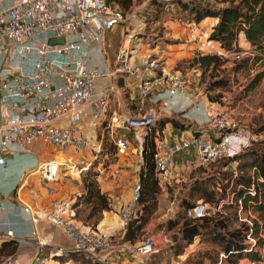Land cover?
I'll return each instance as SVG.
<instances>
[{
    "label": "built area",
    "instance_id": "2783aa9c",
    "mask_svg": "<svg viewBox=\"0 0 264 264\" xmlns=\"http://www.w3.org/2000/svg\"><path fill=\"white\" fill-rule=\"evenodd\" d=\"M125 19L108 0H13L6 5L5 0H0V149L14 145L28 150L40 144L55 147L63 154L87 151L95 162L101 157L106 131L117 146L118 157L128 155L133 143L126 133L118 135V129L131 131L140 149L137 171L130 179L122 166L111 169L109 178L115 188L131 187L126 201L120 195L110 199V211H115L122 221V226L111 233L79 224L71 203L58 197L66 185L63 175L66 162L58 158L41 161L28 171L18 191L31 176L37 175L45 191L56 197L49 209L34 211L24 202L25 210L31 213L34 224L45 220L59 226L71 241L70 248L53 251L51 258L76 253L98 263L114 264L118 250L123 249L130 257L143 262L160 251L161 243L169 241L164 231L158 235L147 234L137 245L126 248L115 239L118 231H125L142 213L139 203L140 171L144 161L142 146L145 135L161 117L158 109L147 105L148 101L156 93L174 97L185 94L190 87L182 71L167 69L148 54L138 67L149 74L136 77L138 114L119 113L106 118L111 96L118 87L117 75L130 71L128 66L134 55L128 47L120 49L115 68L99 55L105 53L103 44L107 32ZM180 23L189 38L197 40L198 23L190 19ZM127 37L130 40L132 35ZM52 38H64V43L52 45L49 43ZM237 58L240 55H236ZM106 119L104 128L102 124ZM207 128L217 131L215 139L203 135ZM207 128L184 129L176 143H171L165 131L156 130L154 158L160 195L167 194L176 180L173 168L179 153L193 148L202 164L233 156L253 140L247 127L220 110L210 111ZM4 161L5 158L0 157V163ZM237 164L236 161L231 164L234 172H237ZM76 166L72 164L78 169ZM251 191L254 194V188ZM6 209V198L0 193V217L5 215ZM209 210L208 205L200 201L187 215L199 218L210 214ZM13 235V230H8L5 239ZM33 236L40 246L33 250L27 264H48L50 256L46 255L37 230ZM249 241L248 251H252L256 241ZM19 243V250L0 264H18L23 252L29 247L32 250V244L26 240L20 239ZM249 264H264V254L259 259L249 260Z\"/></svg>",
    "mask_w": 264,
    "mask_h": 264
},
{
    "label": "trees",
    "instance_id": "16d2710c",
    "mask_svg": "<svg viewBox=\"0 0 264 264\" xmlns=\"http://www.w3.org/2000/svg\"><path fill=\"white\" fill-rule=\"evenodd\" d=\"M140 1L108 0L110 6L120 11L125 17ZM151 1L158 2V0ZM175 2L180 11L187 14L186 19L198 24L207 17L218 19L209 39L219 42L224 50L240 55L243 52V49L239 47L242 34L250 44L251 51L247 56L233 59L232 67L223 69L229 76L225 75L209 82L206 91L208 100L216 103L222 102V92L216 95L212 93L218 89L230 88V74L232 73L236 75L241 71L250 72L252 70V79L246 87V94L258 88L264 80V0H175ZM228 61H230L229 58L213 53H197L189 59L190 66L198 67L203 75L210 72L213 77L216 76L215 72L220 70V67ZM169 122L181 128L190 126L175 118H164L158 120L153 130L145 135L142 146L144 161L140 171L139 203L142 206V213L128 224L124 232L116 235V237H122L120 238L121 242L135 244L138 240H142L145 225L157 209L159 185L154 158L155 132L157 129L163 131ZM106 126L107 119L102 124V127L105 128ZM123 133L128 135L132 132L124 131ZM255 133L258 138L253 139L242 151L233 156L211 161L213 163L219 162L224 166V171L219 169V175L214 173L208 178L198 179L194 183L190 193L193 200L184 201L183 214L168 223L170 230L175 227L179 228L180 237L175 239L178 243V249L181 243L189 245L194 242L196 237H200L202 241L216 248L215 252H212L213 250L205 252L208 254L206 257L212 258L211 256H213L215 262L221 259L222 262L228 264H238L246 257L259 258V252L256 251V248L248 251L247 242L251 238L258 239L260 242L263 241L261 235L264 233V136L261 134L264 133V124H261ZM107 145L106 142L101 155L110 153L118 159L116 144L113 150ZM233 161L238 163L237 172L232 169ZM98 177L97 173L88 171L83 178L84 193L78 197L75 203L71 204L76 212L75 219L79 218L83 222L93 223L92 228H97L104 212L110 210V197L101 191ZM252 188H254V194L251 191ZM228 192L234 195V199L232 202L225 203L224 208L230 209L232 215L207 214L199 218H191L187 215L188 210L200 201L207 205H220L226 200ZM83 210L86 211L84 218L80 216ZM248 210H252L255 214L250 224L239 220V212H248ZM257 245L256 242L255 247ZM17 248V239H5L0 244V260L13 255ZM177 251L180 252V250ZM88 262L99 264L89 259Z\"/></svg>",
    "mask_w": 264,
    "mask_h": 264
},
{
    "label": "rangeland",
    "instance_id": "374dc122",
    "mask_svg": "<svg viewBox=\"0 0 264 264\" xmlns=\"http://www.w3.org/2000/svg\"><path fill=\"white\" fill-rule=\"evenodd\" d=\"M186 16V13L180 11V8L176 4L175 0H158V2H152L151 0H141L140 2L135 4L132 11L127 14L126 19L122 23H120L112 31L107 32L105 43L103 44L105 53L103 54V56L99 55V57L100 59L110 60L112 62V67L115 68L116 63L114 62L117 61L116 59L118 52L120 51V49L128 47L133 52V55L135 57L132 61V66L138 67L141 64L140 62L142 61L143 57L145 58L146 55L151 53L152 55H155L154 57H159L162 62L167 61V64L169 66V68L167 69H178L182 71V73L190 82V88L197 90V92L199 91L203 94H206L209 82L224 77L225 75L229 76V74H226L223 69L231 68L233 65V59H236V55L238 54L236 52H229L224 50L223 48H221L219 42L209 39V36L213 31V27L216 24L212 26L211 24L206 25L202 22L201 24L199 23V30L197 32L199 33V37L197 38V40L192 41L189 38L188 31L180 23L181 20L186 19ZM170 20L174 21L180 29V32L178 31L177 35H173V28L169 26ZM208 21L212 23V19ZM127 35H132V38H130L129 40ZM187 39H190V41H192L191 43L196 44L193 47V52H195L187 57H175L174 52L176 51V47H178V44L185 43V40ZM197 47L203 50L196 51ZM239 47L243 49L240 57L247 56L251 51V48L245 50L240 46V44ZM199 51H204L203 54H219L224 56L225 58H229L230 61L222 65L220 67V70L215 72V77H213L210 72H207L205 75H203V72L198 67L190 66L189 62V59H191L197 53H202ZM32 56L33 55L31 54L30 58H32ZM26 63L30 64L29 62ZM140 69L143 68L141 67ZM230 76V88L218 89L212 94L216 95L217 93L222 92V102H217V104H219L218 106L220 107L219 110L228 113L240 125L247 127L252 132L253 139H257L258 136L255 133V130L261 124H264V80L261 82L258 88L254 89V91L251 90L246 94V87L249 85L252 79V70L250 72L241 71L236 75L232 73L230 74ZM119 84L121 86L127 87L125 98H129L131 93L135 91L137 92L136 78L134 80L128 81L126 78L121 77L119 78ZM135 94L137 95V93ZM129 101L130 102L127 104V108L133 110L135 106H133L131 100ZM161 119L164 118L161 116L159 120ZM102 129L103 128L100 129L101 132ZM124 131V129H118L117 134H121ZM206 133L207 137H210L212 139H215V137L217 136V134H215L214 131L209 130V128L206 129ZM128 135L131 138L133 147L128 155L121 156L119 166H123L124 169H132L131 166H127V163H123V160L127 161L130 158L131 161H135V168L137 169L140 150L139 145L136 143L133 133H128ZM261 135L264 136V133H262ZM103 136L104 144L107 142V147H110L113 150L115 144L113 138L111 137V134H107L106 131ZM37 145H35L36 147L33 145V147L28 150L35 149L36 153H41L42 151H44L45 155L48 158L44 161L52 160L54 158L66 160L67 163L64 166L63 172L65 174L67 172L71 175L75 174V179H77L78 182L82 181V184L83 178L85 177L86 173H88V171L97 173L98 176H101L100 179H103L104 176L110 175L111 169L115 167V161H118L119 159H117L115 155L109 153L108 155H101L99 161L94 162L92 160L91 154L87 151H72L70 154H63L59 152L55 147L40 144L38 146ZM72 164H77L76 167H78V169L73 168ZM219 169H221L222 171L225 170L224 166H222L219 162L213 163L211 161H206L204 162V164L200 163L197 165H195L194 163L192 164V167L190 169L181 172L180 178L177 181H174L167 194H158L157 209L145 225L143 235H158L162 231H164L167 234L169 241H167L166 243H161L160 251L149 260H145L142 262L140 261V259H135L134 257H130L128 255L129 262H126V264H228L222 262L221 259L215 262L213 256H211L212 258L208 256L206 257V255L208 254H205V252H207L208 250H213L212 252H215L216 248L213 245L202 241L200 237H196L194 242L189 245H187L186 243H181L180 248L178 249V243L175 241V239L176 237H180L179 228L175 227L171 230L168 229L169 221L176 219L183 214L184 201L193 200L190 196V193L192 187L194 186V183L198 179H206L214 173L219 175ZM78 170H81V173ZM127 188H129V186ZM233 199L234 195L231 192H228L226 200H224V202H221L220 205L215 206L208 204L210 215H232V211L228 208H224V205L227 202H232ZM106 211L109 212L106 214V217L112 215V213H115V211ZM85 215L86 211L83 210L80 213V216L84 218ZM252 217H255V214L252 212V210H248V212H239L240 221H246L250 224L252 222ZM77 221L81 225L93 227V223L91 222H80L79 218L77 219ZM261 238L263 240L262 242H260L258 239L251 238L258 243L256 251L259 252V258L264 254V233L261 235ZM247 244L248 247H250V241H248ZM177 250H180V252H178ZM212 255H214V253H212ZM53 259L58 260L59 263L57 261H53ZM246 259H248V262L244 261L242 264H249V260H251L252 258L246 257ZM3 260L4 258L0 260V263ZM242 260H245V258ZM241 261L238 264H240ZM47 263L92 264L88 262V259L76 253H67L62 257L50 258Z\"/></svg>",
    "mask_w": 264,
    "mask_h": 264
},
{
    "label": "crops",
    "instance_id": "0c3cea01",
    "mask_svg": "<svg viewBox=\"0 0 264 264\" xmlns=\"http://www.w3.org/2000/svg\"><path fill=\"white\" fill-rule=\"evenodd\" d=\"M12 1L13 0H5V5L7 3H11ZM136 1L138 0H134V2ZM210 19H212V23L208 21ZM217 21L218 19L214 17H207L202 21V23L206 25L211 24L212 26H214ZM169 22V26L173 28V35H177V32L180 30L178 25L172 20H170ZM185 41L186 42L183 44H178L179 48L176 47V51L174 52L175 57L178 56L177 58H183L190 56L195 52H193V47L196 44L191 43L192 41H190V39H187ZM239 44L245 50L251 48L249 42L246 40L243 34L240 36ZM198 50L203 49H199V47H197L196 51ZM199 52H202L203 54L204 51ZM156 59L159 60L165 68H169L167 61L162 62L159 57H156ZM143 60L144 57L142 61ZM107 62L112 65V62L110 60L107 59ZM128 67L130 71L120 73L119 75H117L119 77L115 80L118 87L116 89V92L111 96L110 99L108 112L106 114V118L108 119L113 115H117L119 113H134V115L138 114V108L136 106L135 100V93L137 92L135 91L133 92L134 94H130L129 98H125L127 87L121 86L119 84V78L124 77L128 81H130L134 80L137 76H145L149 74V72L144 68L140 69L141 67H138L137 69V67L132 66V62ZM123 89H125L126 91L123 92ZM129 100H131V103H133V106H135L133 110L127 108V104L130 102ZM147 105L149 107H155L156 109H158L160 115L163 118H175L186 123L187 125H190L189 127L181 128L172 125L170 122L167 123L163 131L168 134L171 143H176L179 140L181 131H183L184 129L195 131L197 129L202 130V128H207L210 111L214 109L219 110L220 108L218 106L219 104L209 101L206 94H203L199 91L197 92V90L190 87L185 94L174 97H170L166 93H156L150 97ZM196 105H199L200 108L198 109ZM209 130H212L215 134H217L216 130H213L211 128H209ZM203 135L207 137L206 132L203 133ZM11 146L12 147H10L9 149H0V157L5 158L4 163H0V193L3 194L6 198L7 207L5 215L3 217H0V244L4 241L5 237H8V230H13L14 235L10 238L18 240V248L16 252L20 247V239H24L27 242L31 243L33 250H36L38 248V245L40 246V243L36 241L37 237L33 236V232L34 230H37L38 237L44 244L46 255L50 256L51 258L52 256L50 254H52L53 251L59 248H70L71 241L65 234L64 230L59 226H56L45 220H39L36 224H34L31 213L27 212L24 208V202L30 204L34 211L49 209L51 206V201L56 196L45 191V189L40 185L37 175L31 176L28 179L26 185L24 187H21L18 191V187L25 180L28 171L34 168L39 162L47 160L48 158L45 155L44 151H42L41 153H36L35 149L20 150L15 148L14 145ZM118 158L119 159L115 163V166L120 165L121 156ZM61 160L67 163L66 160ZM133 161H131L130 158L127 161L123 160V163H127V166L132 167V169L125 168L126 176L129 179L133 176V173L137 171V169L135 168V161ZM194 163L195 165L200 164L196 152L193 148L179 153L176 156L173 168L176 181L180 178L181 172L190 169L192 167V164ZM69 174L70 173L68 172L66 174L63 172L66 185L64 189H62V191L58 194V197L72 204L78 200V197L82 193H84V185L82 184V181L78 182L77 179H75V174ZM99 184L101 187V191L103 193H106L110 197V199L117 195H120L124 199V201H126L130 197L129 192L131 191V187L126 189L115 188L109 178V175L104 176L103 179H100ZM17 194L19 195V198H21V200L18 198ZM107 213L109 212H104V216L101 219L100 224H98L97 226L98 229L104 232L110 231L109 233L117 231L119 229L118 226L121 225L119 215L116 213H112V215L106 217ZM80 222L82 221L80 220ZM120 232L124 231H118L116 235H118ZM116 235L115 239L118 241V243L124 246L122 248L137 245L141 241L138 240L135 244H131L130 242H120V238L122 237L119 238L116 237ZM118 252L119 253H117L115 257L116 261L114 262V264H126V262H129V252H123V249H119ZM26 260L27 259L23 257L21 259V264H24ZM53 261H57L59 263L58 260L53 259ZM244 261L248 262V259L245 258V260H242L240 264H242Z\"/></svg>",
    "mask_w": 264,
    "mask_h": 264
},
{
    "label": "bare ground",
    "instance_id": "6f19581e",
    "mask_svg": "<svg viewBox=\"0 0 264 264\" xmlns=\"http://www.w3.org/2000/svg\"><path fill=\"white\" fill-rule=\"evenodd\" d=\"M121 220V219H120ZM101 222V221H100ZM102 222H103V220H102ZM118 222V221H117ZM100 224V223H99ZM122 226V221H121V225H119L118 226V228H120ZM106 232V231H105ZM108 232H110V231H108ZM31 247H29L28 249H26L25 250V252H23V255H22V258L23 257H25L27 260H26V262L24 263V264H27L29 261H30V259L32 258V256H33V248H32V250L30 249ZM18 264H21V260H19V262H18Z\"/></svg>",
    "mask_w": 264,
    "mask_h": 264
},
{
    "label": "water",
    "instance_id": "95a60500",
    "mask_svg": "<svg viewBox=\"0 0 264 264\" xmlns=\"http://www.w3.org/2000/svg\"><path fill=\"white\" fill-rule=\"evenodd\" d=\"M50 44H62L64 43V38H52L49 41Z\"/></svg>",
    "mask_w": 264,
    "mask_h": 264
}]
</instances>
